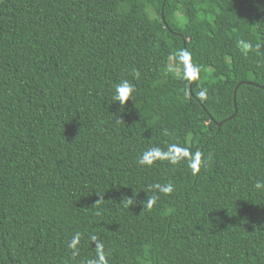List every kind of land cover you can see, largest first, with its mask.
<instances>
[{"label": "trees", "instance_id": "obj_1", "mask_svg": "<svg viewBox=\"0 0 264 264\" xmlns=\"http://www.w3.org/2000/svg\"><path fill=\"white\" fill-rule=\"evenodd\" d=\"M258 180L264 0H0V264H264Z\"/></svg>", "mask_w": 264, "mask_h": 264}, {"label": "clouds", "instance_id": "obj_2", "mask_svg": "<svg viewBox=\"0 0 264 264\" xmlns=\"http://www.w3.org/2000/svg\"><path fill=\"white\" fill-rule=\"evenodd\" d=\"M135 91L134 86L127 80H121L118 84L114 85V90H113V97L112 100L113 102H117L121 108L125 105L126 101L130 97H132V93ZM157 159H168L170 163L176 164L180 160L185 159L184 156H181L179 158L173 156L171 153L164 154L161 152V150L157 147H152L149 148L148 150L144 151L140 157L138 158V164L141 166H150L152 165ZM187 161L189 163V167L192 169L193 174L199 171V165L201 163H205L206 161H201V154L199 152L196 153H189L187 156ZM262 184L264 182L257 181L255 187L260 188L262 187ZM153 189L158 190V192L163 193L165 195L171 194L173 192V185L171 183H168L166 185H160V184H155L152 186ZM151 190V189H150ZM158 199L157 196H152V197H147L146 201V206L148 208H151L153 204L156 202ZM100 200V199H98ZM97 200V201H98ZM96 201V202H97ZM122 201H126L127 205L134 203L133 198L125 197ZM143 201V205L145 203ZM74 242L79 239V234L76 235V237L73 238ZM93 241H96V237H92ZM71 246V245H70ZM103 256L100 257L101 262L103 261Z\"/></svg>", "mask_w": 264, "mask_h": 264}, {"label": "water", "instance_id": "obj_3", "mask_svg": "<svg viewBox=\"0 0 264 264\" xmlns=\"http://www.w3.org/2000/svg\"><path fill=\"white\" fill-rule=\"evenodd\" d=\"M241 83H249V82H247V81H240V82H238V83L236 84V86L234 87V89H233V104H234V112H233V114H232L229 118H232V117L235 115V113H236L235 93H236V89H237V87H238ZM255 85H256V84H255ZM262 88H263V87H262ZM221 123H222V122H219V123H217V125L219 126Z\"/></svg>", "mask_w": 264, "mask_h": 264}]
</instances>
